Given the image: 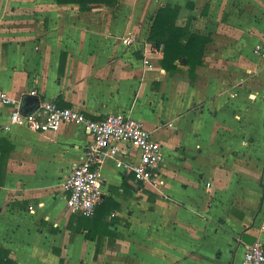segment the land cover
I'll use <instances>...</instances> for the list:
<instances>
[{"label":"crops","instance_id":"obj_1","mask_svg":"<svg viewBox=\"0 0 264 264\" xmlns=\"http://www.w3.org/2000/svg\"><path fill=\"white\" fill-rule=\"evenodd\" d=\"M165 5L181 8L182 43L208 39L192 72L164 68V45L149 39ZM129 33L140 42L123 44ZM0 85L25 110L50 99L142 121L163 145L167 180L125 174L117 160L140 152L120 143L101 165L107 225L91 238L61 185L89 131L37 132L0 104L4 264H242L264 241V0H0Z\"/></svg>","mask_w":264,"mask_h":264},{"label":"built area","instance_id":"obj_2","mask_svg":"<svg viewBox=\"0 0 264 264\" xmlns=\"http://www.w3.org/2000/svg\"><path fill=\"white\" fill-rule=\"evenodd\" d=\"M121 40L125 45L140 42L134 33L121 36ZM145 63L150 64V60L145 58ZM31 94L37 95V92L34 90ZM0 104L12 108L11 124L24 125L37 132H56L65 123L82 124L89 131L91 139L84 146L81 159L61 183L68 207L80 215L94 216L105 193L101 165L106 156L116 153L120 143H131L140 152L138 161L117 160V166L125 174L134 173L137 181L145 185L166 186L162 143L153 138L142 121L125 112L94 119L81 110L62 107L50 99L41 100L25 110L22 97L10 94L1 85ZM0 264L4 263L0 260ZM242 264H264L263 240L257 239L247 246Z\"/></svg>","mask_w":264,"mask_h":264},{"label":"trees","instance_id":"obj_3","mask_svg":"<svg viewBox=\"0 0 264 264\" xmlns=\"http://www.w3.org/2000/svg\"><path fill=\"white\" fill-rule=\"evenodd\" d=\"M181 12L180 6L165 5L162 6L155 17L152 32L149 37L150 40L157 45L161 43L164 45V57L162 59V65L167 70L178 71L179 63L182 62L189 66V70L192 72L197 64L202 61L203 51L205 49L207 38L193 32L186 43L181 42V38L186 29V26H180L177 24V18ZM72 218V224L74 222ZM104 216L99 213L97 207L94 216L86 217L79 215L76 218L78 228L85 227L88 231V236L93 238L96 227L106 226L103 222Z\"/></svg>","mask_w":264,"mask_h":264},{"label":"water","instance_id":"obj_4","mask_svg":"<svg viewBox=\"0 0 264 264\" xmlns=\"http://www.w3.org/2000/svg\"><path fill=\"white\" fill-rule=\"evenodd\" d=\"M28 110V109H27Z\"/></svg>","mask_w":264,"mask_h":264}]
</instances>
